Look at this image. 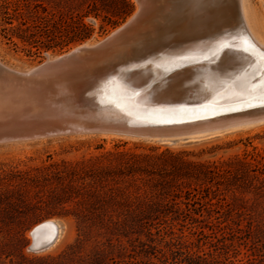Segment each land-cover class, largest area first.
<instances>
[{
    "label": "rangeland",
    "instance_id": "obj_1",
    "mask_svg": "<svg viewBox=\"0 0 264 264\" xmlns=\"http://www.w3.org/2000/svg\"><path fill=\"white\" fill-rule=\"evenodd\" d=\"M6 1L42 25L62 24L90 10L99 14L83 18L94 29L89 40L62 50L28 51L0 30V63L17 71L102 40L136 10L128 0L125 18L99 33L103 16L125 13L121 0ZM244 1L262 33L264 0ZM236 16L249 32L244 17L238 11ZM261 170L264 123L165 143L97 133L0 143V264H120L135 255L148 229L154 238L160 230L165 240L171 233L182 241L199 239L205 244L199 254L226 244L234 262L253 254L254 264H264ZM211 171L218 174L210 181L204 176ZM49 218L64 224L59 241L29 251L30 228Z\"/></svg>",
    "mask_w": 264,
    "mask_h": 264
},
{
    "label": "bare ground",
    "instance_id": "obj_2",
    "mask_svg": "<svg viewBox=\"0 0 264 264\" xmlns=\"http://www.w3.org/2000/svg\"><path fill=\"white\" fill-rule=\"evenodd\" d=\"M134 1L136 10L131 17L102 40L94 44L76 46L67 53L47 59L27 71H17L0 63V70L9 77L4 80L12 89L22 92L25 99L38 104L43 116H58L59 112L70 114L76 111L81 117L100 122L112 119L182 121L211 117L235 107L264 104V30L260 33L256 24H253L244 0H236L237 3L235 0ZM237 11L244 17L249 32L239 25ZM131 44L133 46L130 50H133L129 57H123L124 60L114 69L106 70L102 77H95L90 91L99 87L101 90L98 94H102L100 98H94L97 104L95 107L87 104V97L84 96L78 98L77 102H66L57 106L38 100L29 89L20 91L18 84L24 85L20 77L32 82H44L48 76L45 72L54 71L61 65L54 75L66 79L64 73L69 70L73 61L79 60V65L84 66L83 62L88 55H92L96 62L111 52L117 51L118 54L124 55L128 51L125 46ZM224 48L227 49L222 52ZM219 56L218 63L212 65V61ZM181 67L183 68L180 69ZM134 68L139 71H135L130 81L125 83L123 76L127 75V70ZM172 70L177 71L171 73ZM254 81L256 82L253 83ZM152 82L156 83L153 92L157 98L172 97L174 100L185 102L191 97L203 103L196 110H181L172 118L162 114L158 115L160 117L150 115L141 109L142 106L137 110L136 106L139 104L134 100L135 94H131L126 87H136L144 83L147 89ZM92 95L97 96V93ZM142 102L141 105L147 104L146 101ZM261 123H264V110H253L215 118L187 128H173L175 131L167 138L141 137L118 132H104L98 135L143 140L148 138L158 142L163 138L169 140V137L204 138L254 127ZM44 138L49 137L31 139ZM41 223L44 224L30 235V231ZM63 230L64 224L57 219L40 221L28 232L29 244L43 246L48 243L36 252L50 249L59 241Z\"/></svg>",
    "mask_w": 264,
    "mask_h": 264
},
{
    "label": "water",
    "instance_id": "obj_3",
    "mask_svg": "<svg viewBox=\"0 0 264 264\" xmlns=\"http://www.w3.org/2000/svg\"><path fill=\"white\" fill-rule=\"evenodd\" d=\"M237 3V1L235 0ZM131 17V16H130ZM133 44L125 46L128 49L127 53L120 55L116 52H111L110 54L103 55L102 59L96 62L92 55H88L87 59L84 60V66H80V61H73L71 63L69 70L64 73L66 79H61L56 77L54 72L61 68H55L54 71L45 72L48 76L44 82H32L28 79L21 78L24 85H19L20 91L24 89H29L31 94H34L38 100H42L45 103H53L55 105L62 106L66 102L73 103L77 102L78 98L81 96L87 97V104L91 106H97L96 100L94 98H100L102 94H98L101 88L96 87L93 91L97 93V96H93L94 92L90 91V86L94 83L95 77H102V74L106 70L114 69L117 64L124 60L123 57L127 58L132 54ZM227 48L222 50L225 51ZM219 58L212 61L213 64H217ZM41 65V64H40ZM187 67V66H183ZM181 67L180 69H182ZM139 71L137 68L127 70V75L123 76V81L128 83L130 81L131 75ZM177 70H172L171 73ZM22 75V74H21ZM170 75V73L168 74ZM167 75V76H168ZM3 78V80H2ZM5 75L0 70V143H8L13 141H22L31 138L40 137H50L58 136L63 134H72L75 132L79 133H104V132H118L122 134L130 133L133 136L141 137H165L169 136L175 130L173 128L186 127L194 124H203L207 121H211L215 118H220L223 116H228L232 114H237L246 111L253 110H264V104H254L248 107L234 108L224 110L223 113L212 115L211 117H198L182 121H142L139 119L130 120H108L106 122H100L87 117H81L78 115L79 112L74 113H64L59 112L58 116L41 115L40 106L38 104L32 103L24 98L22 92L12 89L4 79ZM13 79V78H12ZM15 82L16 80L13 79ZM28 81V82H27ZM254 81L253 83H255ZM155 82L150 83L149 87L145 89L146 84L141 83L139 86H127V90L131 94H135V102L139 104L136 109H140L141 106L145 113H149L153 116L164 115L168 118H172L174 114H177L181 110L192 111L196 110L202 105L203 102L199 100L192 99L189 97L185 102H180L174 100L172 97L160 99L157 98L153 92ZM97 86V85H96ZM18 88V89H19ZM96 90V91H95ZM25 91V90H24ZM93 92V93H92ZM107 94V93H106ZM105 94V95H106ZM104 96V95H103ZM133 100V101H134ZM142 101H146V105H141ZM143 103V102H142ZM130 106L133 104L130 102ZM234 105V103H231ZM145 107L146 109H144ZM74 108V107H72ZM161 111V112H160ZM160 117V116H158ZM210 137V136H207ZM176 138L160 139V142H173ZM182 140H198L189 138H180ZM151 140V139H144ZM41 223L35 226L31 231L32 235L40 226ZM48 244V243H47ZM34 246L33 243L29 244L28 250L36 252L47 246Z\"/></svg>",
    "mask_w": 264,
    "mask_h": 264
},
{
    "label": "trees",
    "instance_id": "obj_4",
    "mask_svg": "<svg viewBox=\"0 0 264 264\" xmlns=\"http://www.w3.org/2000/svg\"><path fill=\"white\" fill-rule=\"evenodd\" d=\"M121 3L128 7L124 14L110 12V17L103 16L104 24L99 26V33H103L108 26L114 28L128 14L130 9L128 0H121ZM94 11V12H93ZM89 14L97 17L99 14L95 10H90L77 17H69L68 20H63L62 24H37L28 21L23 17L22 11L16 5H11V2L0 0V30L9 42H13V38L28 51L32 48L36 51H48L64 49L73 44H79L92 37L94 29L83 22V18ZM14 22H16L14 24ZM263 158V157H262ZM264 173V170H261ZM217 172L211 171L206 176V179L212 180L213 175ZM212 175V177H211ZM165 218L167 214L163 215ZM171 221L177 220L170 217ZM160 230H157L158 238L153 237L151 230H147V239L140 242L138 251H134L135 255L130 254L126 260H122L120 264H254L255 259L246 255V260H237L234 262L229 256L226 244L220 248L210 249L207 252L199 254L200 240L195 241L184 240L180 237H174L171 233L169 238L165 240L162 235H159ZM198 235H203L200 231ZM195 249V250H194ZM249 257V258H248Z\"/></svg>",
    "mask_w": 264,
    "mask_h": 264
}]
</instances>
